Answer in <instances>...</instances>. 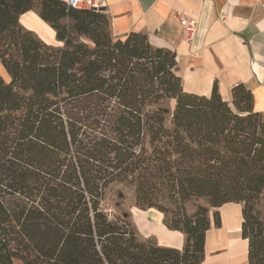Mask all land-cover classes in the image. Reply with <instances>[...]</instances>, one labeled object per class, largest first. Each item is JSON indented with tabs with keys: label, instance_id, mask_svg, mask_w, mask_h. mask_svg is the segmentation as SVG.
Returning <instances> with one entry per match:
<instances>
[{
	"label": "trees",
	"instance_id": "1",
	"mask_svg": "<svg viewBox=\"0 0 264 264\" xmlns=\"http://www.w3.org/2000/svg\"><path fill=\"white\" fill-rule=\"evenodd\" d=\"M29 10L61 45L20 24ZM176 67L146 33L114 39L102 9L0 0V264H202L209 208L184 210L200 197L241 205L246 264H264L263 115L242 83L230 101L217 82L208 96L184 92ZM114 182L162 213L182 247L105 211Z\"/></svg>",
	"mask_w": 264,
	"mask_h": 264
},
{
	"label": "crops",
	"instance_id": "2",
	"mask_svg": "<svg viewBox=\"0 0 264 264\" xmlns=\"http://www.w3.org/2000/svg\"><path fill=\"white\" fill-rule=\"evenodd\" d=\"M108 16L114 39L129 32H143L149 42L176 54L177 75L184 92L208 96L217 82L223 100L230 101L232 86L242 83L251 91L253 110L264 118V0H93ZM195 22L190 41L185 39L181 19ZM20 24L45 43L61 45L54 30L34 10L19 16ZM218 207L220 226L213 223L205 233L202 264H246L247 241L240 237L241 205ZM131 214L139 233L154 236L161 246L180 249L183 235L168 230L157 214L155 226H142ZM240 208V211H239ZM234 215L232 222L229 215ZM213 232V233H212ZM172 237V238H169ZM177 241L173 242V239ZM244 245V247H241ZM241 247V249H239Z\"/></svg>",
	"mask_w": 264,
	"mask_h": 264
},
{
	"label": "rangeland",
	"instance_id": "3",
	"mask_svg": "<svg viewBox=\"0 0 264 264\" xmlns=\"http://www.w3.org/2000/svg\"><path fill=\"white\" fill-rule=\"evenodd\" d=\"M39 0H34V5L35 7H38ZM0 74L3 76L5 80H8L7 75L4 74L2 69L0 68ZM174 105L173 101H170V108H172ZM168 106V105H167ZM135 202V191L134 187L132 185L126 184V183H120V182H114L110 184L106 191H105V196L103 201L101 202V207L107 211L109 214H122V213H127L131 221L134 223L137 233L140 238H147L142 236L137 228V225L135 224L132 214H131V209H134L133 207L137 208L134 204ZM157 204H160L161 206L165 208L172 209L175 207V205L169 200L166 199L165 197H159L158 200H156ZM198 205H203L209 208L208 210V217L210 220V225L211 222L213 223L214 216L213 214L217 211L219 214L220 218V213L218 211V208L214 207H209L208 202L206 198L200 197V198H192L184 203V210L187 215H193L197 209ZM238 204L237 203H230L229 206L236 207ZM139 209V208H138ZM135 210V209H134ZM141 210V209H140ZM147 210V209H146ZM150 211L148 213H140L138 211H135L136 216H140V214L143 216L141 217V221L143 222L141 225H149L150 227H153L157 223V214L160 213L154 208H150ZM240 211V208H239ZM234 218V215L231 213L229 215V221L232 222ZM214 226V223H213ZM215 227V226H214ZM172 238V237H169ZM173 242L177 241V239H173ZM241 247H244L242 245ZM239 249H241L239 247ZM14 264H21L18 260H14Z\"/></svg>",
	"mask_w": 264,
	"mask_h": 264
},
{
	"label": "built area",
	"instance_id": "4",
	"mask_svg": "<svg viewBox=\"0 0 264 264\" xmlns=\"http://www.w3.org/2000/svg\"><path fill=\"white\" fill-rule=\"evenodd\" d=\"M66 5L73 8H95L96 4L93 0H62ZM181 23L184 29L185 39L190 41L194 31H195V22L191 19H181Z\"/></svg>",
	"mask_w": 264,
	"mask_h": 264
},
{
	"label": "bare ground",
	"instance_id": "5",
	"mask_svg": "<svg viewBox=\"0 0 264 264\" xmlns=\"http://www.w3.org/2000/svg\"><path fill=\"white\" fill-rule=\"evenodd\" d=\"M213 233V232H212ZM241 246V245H240ZM241 248V247H240Z\"/></svg>",
	"mask_w": 264,
	"mask_h": 264
}]
</instances>
